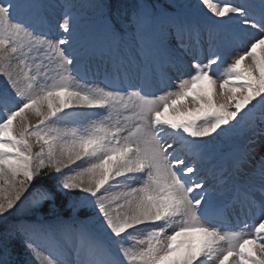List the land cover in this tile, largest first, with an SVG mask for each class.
Listing matches in <instances>:
<instances>
[{"label":"snow or ice","instance_id":"1","mask_svg":"<svg viewBox=\"0 0 264 264\" xmlns=\"http://www.w3.org/2000/svg\"><path fill=\"white\" fill-rule=\"evenodd\" d=\"M200 4L246 45L233 49L222 72L214 68L222 50H210L206 62L193 59L187 77L155 95L133 83L122 64L114 66L111 83L83 82L71 5L54 33L37 22L45 7L40 0H0V215L43 176L60 190L87 193L103 231L97 238L64 221L17 225L37 264H264V158L254 172L259 186L241 193L258 219L236 227L214 210L218 178L203 167L211 163L206 148L213 134L251 125L257 106L264 108V0ZM161 15L138 10L131 23L139 33ZM108 29L114 38L121 34L120 19L112 18ZM163 35L181 48L200 43L199 31L180 24ZM217 86L224 103L216 100ZM189 100L196 106L188 107ZM84 110L95 118L81 119ZM48 199L51 193L42 192L34 203Z\"/></svg>","mask_w":264,"mask_h":264},{"label":"rangeland","instance_id":"2","mask_svg":"<svg viewBox=\"0 0 264 264\" xmlns=\"http://www.w3.org/2000/svg\"><path fill=\"white\" fill-rule=\"evenodd\" d=\"M170 2H172L171 4L174 6L175 8V4L178 6H184L183 8L185 9L186 6L191 7V6H196V4H198L197 2L200 0H169ZM255 1V0H254ZM78 2H80V8L76 9V10H72V13L75 17V26L77 24V20L79 18L80 15L82 14H90V10L91 8L89 6H94V4L96 3L95 1H93L92 3H86L83 0H78ZM40 3L44 5V0H40ZM59 6H48L47 10H52L54 14L56 15H61L59 9L62 8V3L58 2ZM96 6L99 7L98 1L95 4V8ZM63 14V12H62ZM98 25H100L98 22H96L95 20H91L89 22V24L87 25H80L79 27H76V37H77V41L80 38L81 34L88 32L89 27L94 26L97 27ZM78 28V29H77ZM129 34H133L132 31L128 30ZM140 40L143 41L142 46H144V50H145V56H146V60L148 61L149 64L154 63L155 59H158L160 61V63L162 64L163 56L161 55L162 52H165L167 54L172 53V52H177L178 54H180V59H178L177 62H180L181 64H185L188 66V68L185 69V71H188V69L191 66V62L193 61L191 57H189V53H187L185 51V49L187 48L188 52H190V54H193L196 52L195 50V44H194V40L192 42L188 43V46L186 48H181L180 46L176 45L175 43L172 45L171 42L174 40L172 38V36H169L167 41L165 42L162 38H159V36L157 35L156 37H151L150 35H139ZM139 37L137 36V40L139 39ZM128 40H130V38L128 37ZM154 46V47H152ZM130 47V46H126L125 48ZM176 49V50H173ZM78 54L80 53L79 50ZM242 51V50H240ZM185 53V57L183 55H181V53ZM199 55L202 54V52L198 53ZM116 56H120V55H116ZM251 60V58H248ZM251 61H248V64H250ZM170 75H172L173 77H170V83L167 86V91L170 89H174L176 83L178 82L179 79L184 78V76H178L177 78L175 77V74L172 71H168ZM155 76L153 77L154 79H157V77H160L161 73L160 72H156L155 71ZM156 81V80H155ZM85 82V81H83ZM149 93L151 94H155V95H159L161 94L160 90H154V88H150L148 87L147 89ZM220 90L219 87L217 86V96H216V100H218L219 102H222L223 100L226 99L225 96H222L219 94ZM188 107H195L196 105H193L191 103V101H187ZM84 117H90V118H95V116H93L91 110H84L81 113V119H83ZM38 117L35 115H31L30 116V122H34V120H36ZM65 126L64 124L61 125V127ZM67 126L68 127H72L74 126L72 121L69 120L67 122ZM224 127V126H223ZM219 131V130H218ZM227 135V133L221 132L220 135H216L213 134V138L210 140H207V148L206 151H212L214 150V146L216 145V143L220 140H223V138ZM244 140L243 137H240L239 141L242 142ZM253 142V143H252ZM251 142V145H247L249 146V151H248V155L244 157L243 159V163L245 164V159L249 162V165L255 161H258V159H261L262 156L264 158V133H260L259 137L257 139L254 138V141ZM255 142V143H254ZM218 157H214V159H217ZM79 163V161L77 162ZM258 165V162H257ZM256 165V166H257ZM254 166V165H253ZM254 166V167H256ZM252 176H254V173L251 174ZM22 178V177H21ZM258 179V178H257ZM71 195L74 197L72 200L69 201L68 205L66 203V207L65 209H69V212L76 214V213H81V211L88 209L92 211V215H90L87 219L88 221L91 222L92 225H96V226H100V222L97 219L98 216V212L97 210L94 208L92 201L88 198V194L87 193H82L78 190H76V193L73 191L71 192ZM25 196L27 198H25ZM39 198V195H37V197H33V195H30L29 190H27L26 192H24L21 195V204L18 207H14L15 210L18 211V215L20 216H32V217H44L47 216L51 213H58L56 212L57 208L54 207L52 204L48 205L45 204L44 201L40 204H35L34 201L37 200ZM14 209L13 210H9V212L0 215V222L4 221L6 218H9L10 216L13 215L14 213ZM54 214V215H56ZM258 219V218H257ZM99 232L101 234H103L102 229L100 227ZM9 241H12L11 239H9L8 237H6L4 232H0V242L2 243L3 247L5 248L6 243H9ZM19 250V247H17ZM6 249V248H5ZM26 249V250H25ZM25 249H22L25 252V257L22 258L20 256H18L17 252H12V256L16 259H18V263L19 262H23L22 264H37V262L35 261V259L33 258L30 250L28 248L25 247ZM9 253V252H8ZM10 254V253H9ZM11 255V254H10ZM12 257V258H13ZM70 257L72 259L75 260V254H71Z\"/></svg>","mask_w":264,"mask_h":264},{"label":"trees","instance_id":"3","mask_svg":"<svg viewBox=\"0 0 264 264\" xmlns=\"http://www.w3.org/2000/svg\"><path fill=\"white\" fill-rule=\"evenodd\" d=\"M58 201L59 202L57 203V205H60L62 208H64L66 205V200L64 199V196L60 197Z\"/></svg>","mask_w":264,"mask_h":264}]
</instances>
